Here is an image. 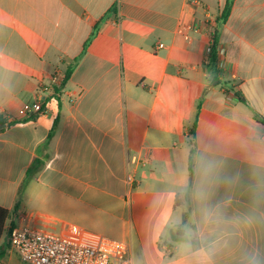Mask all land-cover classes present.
<instances>
[{"label": "crops", "instance_id": "1", "mask_svg": "<svg viewBox=\"0 0 264 264\" xmlns=\"http://www.w3.org/2000/svg\"><path fill=\"white\" fill-rule=\"evenodd\" d=\"M197 1L0 0V264H24L11 225L124 241L133 264H264V0L220 26L226 0Z\"/></svg>", "mask_w": 264, "mask_h": 264}, {"label": "built area", "instance_id": "2", "mask_svg": "<svg viewBox=\"0 0 264 264\" xmlns=\"http://www.w3.org/2000/svg\"><path fill=\"white\" fill-rule=\"evenodd\" d=\"M193 3L199 4L197 0ZM62 76L54 75L53 84L57 85ZM18 115L23 119L43 115L42 101L23 104ZM130 161L133 165H142L148 159L132 156ZM9 249L24 264H133L128 243L103 236L80 241L65 235L14 227L10 232Z\"/></svg>", "mask_w": 264, "mask_h": 264}, {"label": "trees", "instance_id": "3", "mask_svg": "<svg viewBox=\"0 0 264 264\" xmlns=\"http://www.w3.org/2000/svg\"><path fill=\"white\" fill-rule=\"evenodd\" d=\"M234 0H226L225 5L223 7V10L220 14V17H218L217 19V25L220 26L221 24L225 23L229 14H230V10L231 7L233 5ZM97 26H94L92 33L90 34L88 40L85 42L82 52L80 53V55L78 57H76L72 63L68 64L66 67V70L62 76L61 81L57 84V85H53V91H54V95H59L61 93V91L63 90L66 82L68 81V79L70 78L75 66L77 65V63L79 62V60L82 58V56L84 55L88 45L90 44V42L92 41V39L95 37L96 33H97ZM218 63V56H217V43H216V34L214 33L212 35V45L210 46V59L208 62V68L210 69H215ZM43 108V107H42ZM34 119V118H32ZM31 119V120H32ZM30 120V119H28ZM58 121V116H56L55 120H54V125L53 128L51 129L47 139H46V144L49 142V140L52 138L53 135V131L55 128V125ZM260 122L262 124H264V120H260ZM1 124V123H0ZM194 133H195V124L193 125L192 129L190 130V137L193 139L194 137ZM191 144L193 143V140H191L190 142ZM191 155H192V150H190V154H189V159H188V170L191 173ZM37 163L34 162V165H32V167L30 168V170L27 171L26 174V180L27 178H29V176H31V174L33 173V171L36 169L35 165ZM9 218V212L0 207V238L4 232V225L6 223V221ZM14 228L13 225L10 226L9 230L7 231V235L5 237V247L9 248V243H10V232L11 229Z\"/></svg>", "mask_w": 264, "mask_h": 264}, {"label": "rangeland", "instance_id": "4", "mask_svg": "<svg viewBox=\"0 0 264 264\" xmlns=\"http://www.w3.org/2000/svg\"><path fill=\"white\" fill-rule=\"evenodd\" d=\"M28 211H27V213H28ZM32 211H36V210L34 209ZM45 222L46 221H45V218H44L42 221H39V224H37V227H40L41 229H44V230H46L48 232H51V233H57L58 232L57 229H56L57 228V223L54 222L52 224L47 225Z\"/></svg>", "mask_w": 264, "mask_h": 264}, {"label": "water", "instance_id": "5", "mask_svg": "<svg viewBox=\"0 0 264 264\" xmlns=\"http://www.w3.org/2000/svg\"><path fill=\"white\" fill-rule=\"evenodd\" d=\"M5 126L4 125H2V126H0V129H2V128H4Z\"/></svg>", "mask_w": 264, "mask_h": 264}]
</instances>
